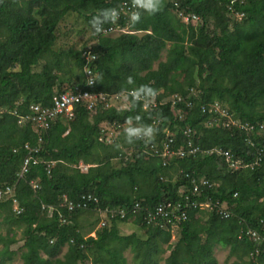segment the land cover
I'll use <instances>...</instances> for the list:
<instances>
[{
    "label": "trees",
    "instance_id": "trees-1",
    "mask_svg": "<svg viewBox=\"0 0 264 264\" xmlns=\"http://www.w3.org/2000/svg\"><path fill=\"white\" fill-rule=\"evenodd\" d=\"M132 2L0 0V185H15L24 208L16 214L12 200L0 201V229H5L0 230V264H8L22 248L23 264H129L128 248L135 264H160L162 259L164 264H217V245L229 247L228 257H235L230 264H264V241L246 234L240 238L250 228L264 235V130H259L264 124V0H160L155 13L141 8L136 22L131 17L112 21L106 15ZM181 12L195 14L199 21L186 22ZM238 13H243L241 20ZM93 16L100 32L90 24ZM74 17L85 22L84 34L90 31L97 37L91 48L95 59L89 63L93 84L83 55L89 46L64 43L73 31L68 20ZM117 23L132 32L103 33ZM78 89L108 99L136 90L155 98L157 106L145 108L132 96L125 108L80 104L72 118L58 117L41 135L31 121L19 123L32 103L51 107L56 94ZM175 94H191L192 104L181 102L174 108ZM214 102L255 131L226 127V118L208 125L203 106ZM146 127L153 129L150 138L144 135ZM113 128L117 133L112 135ZM187 128L195 131L194 142L202 148L198 154L173 157L168 165L160 156L147 154L152 143H161L170 133L176 138L174 148L181 146L188 139ZM126 129L135 130L130 141ZM219 150L246 166L231 169ZM30 154L39 163L21 178L18 173ZM113 159L122 166L116 167ZM82 162L89 165L87 170ZM171 170L179 172L177 178ZM187 174L217 183L198 199L227 201L232 215L190 209L174 245L171 232L147 226L141 211L133 221L146 228L147 238L137 232L121 234L120 223L129 219L117 213L120 209L130 210L138 202L152 207L164 200H184L181 190L190 194L193 186ZM32 181L39 183L38 189ZM84 194L98 196L99 203L72 212L61 206ZM51 206L55 209L50 216ZM106 207L115 215L108 213L107 225L98 227L95 236L85 235L83 213H100L97 208ZM17 230L24 241L19 249L14 248ZM257 248L260 253L252 255ZM166 249L170 253L162 258Z\"/></svg>",
    "mask_w": 264,
    "mask_h": 264
},
{
    "label": "built area",
    "instance_id": "built-area-1",
    "mask_svg": "<svg viewBox=\"0 0 264 264\" xmlns=\"http://www.w3.org/2000/svg\"><path fill=\"white\" fill-rule=\"evenodd\" d=\"M141 8H138L134 6V2L132 3H124V5L119 9V11H116L117 18L124 17L125 19L127 17H131L133 13H138ZM180 15L186 22H197L199 21V17L195 14H185L184 12H181ZM239 18L243 17V13L237 14ZM128 25L122 26L121 24L117 23L116 25H110L108 27L103 28V33L112 35L114 33H124V32H132L128 28ZM83 55L85 59L87 60V64L85 66V71L87 72V75L89 76V84L94 83V76L93 71L91 68V65L89 64L92 60L95 59V54L93 53L92 49L85 50L83 52ZM193 90V89H192ZM127 98L132 96L134 100H141L144 102L145 108L148 107H156L157 102L155 98L149 99L148 96L145 94H141L136 90H130L126 93H124ZM122 94V95H124ZM121 95V96H122ZM120 96V95H118ZM191 94H188L187 97L181 95V94H175L171 97V102L173 107H177V105L181 102H185L188 105H191L190 102ZM80 104H85L89 109H94L99 104H104L106 108L113 106V104L109 103L107 95L103 93H93L88 90H82L78 89L77 91H68L63 92L60 94H56L53 97V105L51 107H45L42 104L39 103H32L29 106L30 113L27 115H20L19 116V123L25 124L29 121L32 122L33 128L41 135L44 131H46L48 128H50L51 123L54 122L58 117H66V118H72L75 115V107ZM203 111L207 114H209L210 119L207 122L208 125H212L213 122H215L218 119L223 120L226 118L225 121H223V125L226 127H231L232 125L237 126L238 128H245L249 133L255 131V127L248 122H242L239 119H236L232 116V114L229 112V110L223 109L222 106L219 104V102L210 103L209 105L203 106ZM211 123V124H210ZM157 123L154 122V125ZM260 131L264 130V124L260 125ZM112 131V130H110ZM167 132L169 130L167 129ZM184 134L187 135L188 139L185 143H183L181 146L175 147L176 138L174 133H170V136L168 139L161 141V143H152L149 146V149H147V152L151 155L160 156L163 161L164 165H168L170 160L173 157H189L192 155H196L199 152L202 151V148L195 144L193 135L195 134V131H193L191 128H187L184 130ZM142 135L140 134V137ZM42 139H40L41 141ZM248 142H251V139H248ZM26 147H29L28 145ZM34 150H31V152ZM37 151V149H35ZM214 150H209L208 152H213ZM221 153H223L226 156V160L230 166L231 169H240L245 165V163L241 159H235L233 155L230 152H224L222 150H219ZM39 163V160L35 158L32 154L26 156V158L23 161L22 167L18 173L19 177H24L26 174L29 173V170L31 168V165ZM50 166V165H49ZM187 177H190L189 174H187ZM192 182V189L191 193H185V190H181V193L184 194V200H164L159 202L158 204L150 207L146 206L140 202L136 203L134 207L130 210L126 208L120 209L117 213L120 214L122 218L128 217V219L132 218L133 220L137 216V213L139 211L142 212L143 218L145 220V223L147 226H159L163 228L164 230L170 231L171 233L180 228L181 222L184 220H187L189 217V210L195 209V208H201L203 210H209L214 211L216 210L222 217L229 218L232 215V212L229 208V204L227 201H220V200H212V198L207 197V199L199 200L198 198L201 197L205 191L206 188H210L212 186H217V183H211L209 179H207L205 176H199V177H193L191 178ZM33 188L36 190L39 188V183L36 181H32ZM16 193V187L15 185H0V201L5 200H12L13 205V211L16 214H21L24 210V208L20 205L18 198L15 195ZM99 197L95 196L93 194H84L81 196V198L77 201H69L62 203L61 206L67 205L69 211H74L77 208H86L90 205V202L92 203H99ZM55 207L51 206L48 208V214L51 216L54 212ZM99 210L100 214L103 215V219L100 221L98 227H104L107 225L106 218L108 217V213L111 212L112 216L115 215L113 210L106 207L105 209L97 208ZM63 216V215H61ZM65 221V220H64ZM248 235L251 239H253L255 242L257 241H264V235H261L257 230L255 229H248L240 235V238H242L244 235ZM96 235V232H94V235ZM261 251L260 248H257L252 255H257Z\"/></svg>",
    "mask_w": 264,
    "mask_h": 264
},
{
    "label": "rangeland",
    "instance_id": "rangeland-1",
    "mask_svg": "<svg viewBox=\"0 0 264 264\" xmlns=\"http://www.w3.org/2000/svg\"><path fill=\"white\" fill-rule=\"evenodd\" d=\"M76 17L72 18L71 21L68 20V28L73 29L72 32H70V34L66 37H64V43L68 46L70 45H74L77 48H80L84 43L89 46L88 49L92 48V46L97 42V37L93 36L92 33L90 31L88 32H83V30L85 29V22L82 19H75ZM236 19L241 20L240 18H238V16L236 17ZM198 25V24H197ZM126 29H130V27L126 28ZM119 33H114L111 36H117ZM166 57V52L163 53V57L162 59H165ZM154 67H157V63H155ZM199 92H197V90L193 92V96H197ZM109 103L119 107V108H125L128 107L130 102H129V98H127V96L124 95H120V96H113L111 99H108ZM222 108L229 110L228 107L222 105L221 103H219ZM210 119V116L208 117V120ZM207 120V122H209ZM211 124V123H210ZM214 122L212 125L213 126ZM167 131V130H166ZM110 133L116 134L117 130H115L114 128L112 129V131H110ZM110 134V136H111ZM147 154H150L147 152ZM151 155V154H150ZM113 164L116 167H121L123 163H121L120 160L118 159H113ZM81 168L83 170H87V168L89 167L88 164L82 162L81 164ZM172 173V177L173 179L178 177L179 172L178 171H174L171 170ZM103 219V215H101L100 213H96V212H87V213H83V216L81 217V221H82V229L85 235H94V232L97 231L98 225L100 223V221ZM99 221V223H98ZM120 232L123 235H129L132 234L133 232H137L142 238H147L146 235V228H142L140 227L137 223H135L133 221L132 218H130L128 221L125 222H121L120 223ZM94 229L91 233L90 230ZM1 231L5 232L4 228L0 229ZM180 228H178L177 230H175L174 232L171 233V241L173 242V245L178 241L179 235H180ZM17 239L19 240V242L15 245L14 248L19 249L21 248V246H23V239H22V231L21 230H17ZM262 242L260 241H257ZM168 244L164 243L163 244V248H167ZM24 250V248L20 249L17 253V255H15V257L8 262V264H23V260L21 257V253ZM67 250V245L63 246L61 251L59 252L58 256L62 257L64 255V253ZM170 250L166 249L162 254V258H165L169 255ZM45 254H43L44 256ZM229 255V247H223L220 245H217L214 248V256L217 258L218 263L217 264H230L231 262H233V260L235 259V257H228ZM125 256L128 259V263L129 264H135L134 263V259H133V253L131 251L130 248H128L125 251ZM256 256V255H255ZM160 264H164V260L162 259Z\"/></svg>",
    "mask_w": 264,
    "mask_h": 264
},
{
    "label": "clouds",
    "instance_id": "clouds-1",
    "mask_svg": "<svg viewBox=\"0 0 264 264\" xmlns=\"http://www.w3.org/2000/svg\"><path fill=\"white\" fill-rule=\"evenodd\" d=\"M134 6L138 7V8H142L144 10H146L149 13H155L156 11H158L160 9V0H134ZM106 15L111 17V20L114 21L117 18V13L115 10H108ZM140 18L138 13H133V15L131 16V20L132 22H136L138 21ZM97 20L98 17L97 16H93V18L90 21V24L94 27L96 32H100L101 31V26L97 24ZM140 91H144V92H150V89L147 88H142ZM133 129H126L127 132V137L129 139V137L133 134ZM144 135L148 136L149 138L152 135L153 129L151 127H146L143 129ZM130 141V139H129Z\"/></svg>",
    "mask_w": 264,
    "mask_h": 264
},
{
    "label": "crops",
    "instance_id": "crops-1",
    "mask_svg": "<svg viewBox=\"0 0 264 264\" xmlns=\"http://www.w3.org/2000/svg\"><path fill=\"white\" fill-rule=\"evenodd\" d=\"M81 224H82V221H81Z\"/></svg>",
    "mask_w": 264,
    "mask_h": 264
}]
</instances>
